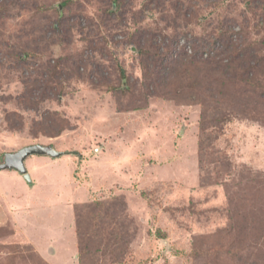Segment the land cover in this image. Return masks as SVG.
Masks as SVG:
<instances>
[{
    "label": "rangeland",
    "instance_id": "obj_1",
    "mask_svg": "<svg viewBox=\"0 0 264 264\" xmlns=\"http://www.w3.org/2000/svg\"><path fill=\"white\" fill-rule=\"evenodd\" d=\"M116 2L0 0V264H264V0Z\"/></svg>",
    "mask_w": 264,
    "mask_h": 264
},
{
    "label": "water",
    "instance_id": "obj_2",
    "mask_svg": "<svg viewBox=\"0 0 264 264\" xmlns=\"http://www.w3.org/2000/svg\"><path fill=\"white\" fill-rule=\"evenodd\" d=\"M32 155H43L51 158H59L63 156L64 153L56 151L52 147H45L42 145L28 146L16 153L7 154L5 156V162L0 165V170L14 169L22 174L27 182L31 183V177L25 167V160Z\"/></svg>",
    "mask_w": 264,
    "mask_h": 264
},
{
    "label": "crops",
    "instance_id": "obj_3",
    "mask_svg": "<svg viewBox=\"0 0 264 264\" xmlns=\"http://www.w3.org/2000/svg\"><path fill=\"white\" fill-rule=\"evenodd\" d=\"M45 157H48V156H45ZM29 158V157H28ZM28 158L25 160V167H26V169H27V172H28V174L30 175V177H31V183H29V182H27L26 180H25V178H24V176L22 175V174H20L18 171H13L12 173H14V176L13 175H11L10 173V171H12V169H4V170H0V172H2L3 173V176L4 177H8V176H10V177H15V179L17 180V181H20V183L23 185V187H25L26 189H30L29 188V186L31 185H33V173H32V169H31V166H32V164H31V166H28L27 165V160H28ZM50 160H52L53 161V159L51 158V157H48ZM51 163V162H50ZM35 168V167H34ZM10 170V171H9ZM37 170H38V168H37ZM35 171L34 173H36V175H37V172L38 171ZM7 171H9V172H7ZM51 218H49V220H50Z\"/></svg>",
    "mask_w": 264,
    "mask_h": 264
},
{
    "label": "trees",
    "instance_id": "obj_4",
    "mask_svg": "<svg viewBox=\"0 0 264 264\" xmlns=\"http://www.w3.org/2000/svg\"><path fill=\"white\" fill-rule=\"evenodd\" d=\"M114 1L116 2V0H114ZM116 3H117V2H116ZM171 51H173V52H171ZM184 52H185V51H184ZM173 53H174V54H173ZM181 54H183V53H181V50L176 51V50L169 49V50L166 51V58L169 59V58L171 57L170 60H172V61H173V60H174V61H177V60L180 58L179 56H180ZM184 56H185V57H188L186 52L184 53ZM189 58H190V57H189ZM191 58H192V57H191ZM192 60H193V59H192ZM172 61H171V62H172Z\"/></svg>",
    "mask_w": 264,
    "mask_h": 264
},
{
    "label": "built area",
    "instance_id": "obj_5",
    "mask_svg": "<svg viewBox=\"0 0 264 264\" xmlns=\"http://www.w3.org/2000/svg\"><path fill=\"white\" fill-rule=\"evenodd\" d=\"M235 31L236 32L239 31V28L238 27L235 28ZM235 37H237V34L236 35L234 34V38ZM180 44L182 45V47H184V46L186 47L187 52L192 53L193 50H192L191 44L189 45L188 43H186V41L185 42L182 41Z\"/></svg>",
    "mask_w": 264,
    "mask_h": 264
}]
</instances>
